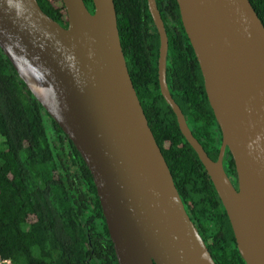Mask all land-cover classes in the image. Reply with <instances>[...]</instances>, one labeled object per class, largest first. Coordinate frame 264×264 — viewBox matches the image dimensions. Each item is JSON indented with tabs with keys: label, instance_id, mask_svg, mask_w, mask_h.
I'll return each mask as SVG.
<instances>
[{
	"label": "water",
	"instance_id": "1",
	"mask_svg": "<svg viewBox=\"0 0 264 264\" xmlns=\"http://www.w3.org/2000/svg\"><path fill=\"white\" fill-rule=\"evenodd\" d=\"M222 129L218 161L163 92L211 176L246 264H264V23L250 0H177ZM63 25L38 0H0V48L89 167L118 264H217L189 216L149 125L122 47L114 0H63ZM162 40L156 0H148ZM227 149L239 188L224 168Z\"/></svg>",
	"mask_w": 264,
	"mask_h": 264
},
{
	"label": "trees",
	"instance_id": "2",
	"mask_svg": "<svg viewBox=\"0 0 264 264\" xmlns=\"http://www.w3.org/2000/svg\"><path fill=\"white\" fill-rule=\"evenodd\" d=\"M250 1L264 23V0ZM38 2L67 25L63 0ZM85 2L93 6V0ZM114 2L131 78L189 216L207 230L217 264H246L232 244L236 238L220 197L198 154L182 139L174 112L156 100L143 101L152 78L150 71L142 78L146 42L151 34L158 39L148 0ZM156 2L181 21L177 0ZM0 138V256L10 264H118L89 167L1 48Z\"/></svg>",
	"mask_w": 264,
	"mask_h": 264
},
{
	"label": "flooded vegetation",
	"instance_id": "3",
	"mask_svg": "<svg viewBox=\"0 0 264 264\" xmlns=\"http://www.w3.org/2000/svg\"><path fill=\"white\" fill-rule=\"evenodd\" d=\"M87 6L91 12L94 11V6H91L90 3L87 2ZM160 13L167 33V51L164 64H162V40L158 27L155 24V28L158 32V39L156 38L157 35L151 34L149 36V41L146 42L148 54H146V68L143 70L142 78L144 79L145 73L149 71L152 74V78L147 80V85L145 84L148 90H146L147 96L143 95V101L145 105H148V100H156L162 107H170L179 125L178 116L163 92L161 83V73L163 71L168 90L174 101L180 107L192 134L200 142L209 157L214 161H218L222 152L223 133L209 101L205 86V78L194 48L183 26L182 18L180 21L173 12H161L160 10ZM166 111L169 112V110ZM180 131L182 139L189 143L181 128ZM190 146L193 148L191 144ZM232 161H234L233 156L229 149H227L224 158V168L231 182L238 189L239 183L236 165L235 161L234 165ZM200 162L204 166L201 160ZM209 177L211 178L210 175ZM220 209L225 211L222 207V202L220 204ZM194 223L198 227L209 248L211 241L207 230L198 220H195ZM232 244L237 246L236 239L232 241Z\"/></svg>",
	"mask_w": 264,
	"mask_h": 264
},
{
	"label": "built area",
	"instance_id": "4",
	"mask_svg": "<svg viewBox=\"0 0 264 264\" xmlns=\"http://www.w3.org/2000/svg\"><path fill=\"white\" fill-rule=\"evenodd\" d=\"M11 261L9 259H3L1 256H0V264H10Z\"/></svg>",
	"mask_w": 264,
	"mask_h": 264
},
{
	"label": "rangeland",
	"instance_id": "5",
	"mask_svg": "<svg viewBox=\"0 0 264 264\" xmlns=\"http://www.w3.org/2000/svg\"><path fill=\"white\" fill-rule=\"evenodd\" d=\"M1 139V138H0Z\"/></svg>",
	"mask_w": 264,
	"mask_h": 264
}]
</instances>
